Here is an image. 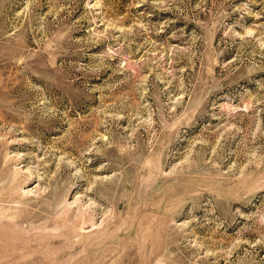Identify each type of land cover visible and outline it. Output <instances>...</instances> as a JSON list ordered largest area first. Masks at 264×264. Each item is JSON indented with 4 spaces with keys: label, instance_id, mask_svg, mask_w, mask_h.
Wrapping results in <instances>:
<instances>
[{
    "label": "rangeland",
    "instance_id": "1",
    "mask_svg": "<svg viewBox=\"0 0 264 264\" xmlns=\"http://www.w3.org/2000/svg\"><path fill=\"white\" fill-rule=\"evenodd\" d=\"M0 264H264V0H0Z\"/></svg>",
    "mask_w": 264,
    "mask_h": 264
}]
</instances>
